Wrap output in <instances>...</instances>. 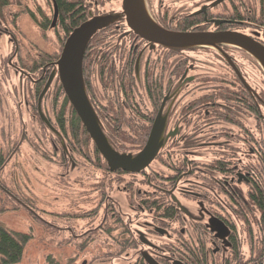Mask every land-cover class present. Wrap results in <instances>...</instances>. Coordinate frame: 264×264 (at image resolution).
Returning a JSON list of instances; mask_svg holds the SVG:
<instances>
[{"label":"rangeland","instance_id":"obj_1","mask_svg":"<svg viewBox=\"0 0 264 264\" xmlns=\"http://www.w3.org/2000/svg\"><path fill=\"white\" fill-rule=\"evenodd\" d=\"M33 1L30 0V3ZM37 1L40 2L44 13H49L47 0ZM152 1L158 8L157 19L153 17L155 12H152L146 0L147 10L152 18L162 24L160 0ZM90 4V17L122 13V0H92ZM183 9L176 5L172 14L175 16ZM121 19L111 30L106 31L101 38L93 42L92 51L86 62V79H84L89 85L88 94L112 146L120 153L135 155L143 149L146 141L142 135L143 130L145 128L150 130L152 125L143 117L148 116L152 109L146 92L150 83L142 73L141 80L137 79L130 84L127 80L128 71L121 70L120 60L130 61L133 58L134 47V36H129L133 33L125 19L123 17ZM66 34L57 26L55 41L48 37L41 38V48L55 50L56 58H60L70 35L66 36ZM0 43L4 45L3 42ZM4 49H7V46L0 50ZM141 49L142 47L137 54ZM192 49L194 52L185 53L192 56L189 58L190 64L198 66L199 77L232 78L229 74V66L218 63L217 56H196L197 48ZM144 52L145 63L157 62L154 66L156 81L152 84H160L159 76L165 69L162 64L172 67L178 58L169 55L166 63L163 59H166L167 52H161L159 49H146ZM236 56L240 68L246 72L244 76L247 77L250 85L264 97V75L258 70L257 63L240 53ZM104 58L106 63H103ZM149 70L151 71V65ZM6 75L0 70V224L8 230L31 236L19 264H50L48 257L59 264H135L141 260L144 251L160 257L166 254L172 256L164 250V245L169 243L170 239L150 231L152 227L150 223L154 222V216L159 214L149 209L138 208L139 201H134L133 194L125 189V186L132 188L134 182H141L150 175L141 173L120 176L105 171V167L99 165L97 161L93 142L89 143L88 139L81 138L79 142L75 141V149H73L67 139L68 133L61 130L58 117L62 112H65V130L69 132L72 125L70 104L65 106V92L58 72L51 98L47 95L43 103L46 116L55 115V133L47 126L41 125L39 120L35 121L34 117L32 119L31 110L23 101L28 80L21 82L18 76ZM13 85L15 90H18L17 98L12 96ZM194 86L196 90L198 82ZM186 87L184 90L181 88L173 91V94L177 91L182 92L175 97L179 109L182 99L186 101L193 97L187 92ZM23 91L25 94L22 93ZM194 94L196 96L197 92ZM17 99L20 103H17ZM262 111L261 121H257L249 112H244L245 124L250 130L248 135L243 134V128L240 130L238 127H233L236 133L232 135L233 141L236 142V146L232 147L236 158L233 163H241L239 159H243L248 164L262 161L256 149L261 140L264 145V108ZM261 122L260 128L258 124ZM174 125H177L176 122H171L170 128ZM241 135L244 137L241 138ZM177 140L174 142L171 140L161 149L160 155L147 171L148 174L152 176L162 171L166 174L173 173L172 165L178 164L177 158L180 157ZM224 140L223 137L218 138V141ZM246 140L247 146L243 142ZM219 146L221 147L216 150H226L224 144ZM235 151H239L240 154H236ZM260 173L261 179L264 180V168H260ZM139 188L143 191L148 190L143 183ZM134 189L137 190V186ZM87 214L93 215L83 216ZM250 233L247 230L242 234L245 240L244 260L253 259L258 249L256 244L264 235V231L263 234L251 231ZM141 237L149 239L153 249L143 244ZM213 261V264H225L219 257L216 260L211 259L210 264Z\"/></svg>","mask_w":264,"mask_h":264},{"label":"flooded vegetation","instance_id":"obj_2","mask_svg":"<svg viewBox=\"0 0 264 264\" xmlns=\"http://www.w3.org/2000/svg\"><path fill=\"white\" fill-rule=\"evenodd\" d=\"M47 4L49 13L45 14L37 0L32 3L30 0H0V42L4 43V45L0 43V49L7 46V49H4L6 52L0 50V70L5 75L18 76L21 82L28 80L26 94L24 91L22 93L25 94L23 101L31 110L32 119L34 117L35 121L39 120L41 125L47 126L55 133V115L46 116L43 110L44 100L47 95L51 98L57 78L55 50H44L40 45L41 38L48 37L54 42L56 37L57 3L56 0H47ZM147 4L152 12H155L153 17L157 19L158 8L154 6L155 3L147 0ZM176 5L184 9L174 16L172 10ZM159 7L162 11L163 25L159 24L166 29L182 32H238L264 45V0H160ZM129 36H134L133 58L126 62L120 60L121 70L128 71L127 80L130 84L137 79L141 80L142 73L150 83L146 92L152 109L148 116L143 117L152 125L143 146L145 147L159 115L165 123L162 148L176 139L178 147L180 146L178 150L180 157L177 158L179 163L176 165L171 163L174 169L172 174L162 171L151 176L147 172L162 150L140 173L125 171V174L119 173L121 176L141 173L150 175L141 182H134L132 188L125 186V189L133 194L134 201H139L138 208L149 209L159 214L154 216V222L150 223L152 226L150 231L170 239V242L164 245V250L172 256L166 254L160 257L151 252H144L149 253L158 264H198L199 261L210 264L211 259L216 260L218 257L224 260L225 264L227 262L236 264L234 257L244 256L243 232L249 230V233L251 231L263 234L264 231V180L261 179L260 173V168H264L263 140L258 142L259 146L256 148L262 161L248 164L239 159L241 163H233L236 159L232 152L233 145L236 146L232 136L236 134L233 127L240 130L243 128V134L248 135L250 130L245 124L244 112H249L257 121H261L264 108V97L244 76L246 72H243L238 64L240 62L237 53L252 58L263 75L264 69L252 55L237 46L230 44L198 46L195 47L198 50L196 56H217L218 63L228 65L229 74L232 75L231 79L199 77L198 66L190 64L189 58L192 56L185 53L194 52L192 48L184 50L161 45L152 47L151 43L137 35ZM140 47L142 49L137 54ZM146 49L167 52L166 59H163L166 63L169 55L178 58L172 67L162 64L165 69L159 76L160 84H152L156 81L154 66L157 62L153 64L144 62ZM103 60V63H106V58ZM105 66L106 64L103 68ZM196 82L198 88L195 90ZM185 87L193 97L186 101L182 99L179 109L175 97L182 92L177 91L173 94V91L181 88L184 90ZM12 89V96L17 98L19 94L18 90H15V85ZM45 90L46 93L41 100ZM54 99L55 95L53 103ZM171 122H176L177 125L170 128ZM261 124L262 122L258 124L260 128ZM221 137L225 138L223 142L218 141ZM243 142L248 145L247 140ZM222 144L226 150H216ZM235 153L240 154L239 151ZM142 183L148 190L143 191L139 188ZM136 186L137 190L134 189ZM219 234L225 236L220 237ZM141 241L153 249L149 239L141 237ZM263 242L264 235L256 244L258 249ZM143 253L141 260L135 264H150L143 257ZM243 261L248 263V260Z\"/></svg>","mask_w":264,"mask_h":264},{"label":"water","instance_id":"obj_3","mask_svg":"<svg viewBox=\"0 0 264 264\" xmlns=\"http://www.w3.org/2000/svg\"><path fill=\"white\" fill-rule=\"evenodd\" d=\"M121 14H107L91 17L75 28L68 36L62 54L57 61V72L64 92L81 119L96 148L105 159L112 172L123 170L129 173H140L158 156L164 146L162 138L164 120L159 115L153 124L152 131L145 147L137 154L120 153L110 143L100 119L89 98L83 74V62L86 49L92 37L101 29L126 18L128 27L139 37L152 44L174 49H188L198 46L230 44L237 46L252 55L264 69V45L255 39L238 32H182L164 28L149 14L145 0H123ZM56 6L55 22L58 19ZM46 90L41 96V100ZM42 113V112H41ZM42 117L44 118L43 114ZM218 236L224 237L225 234ZM143 257L150 264H158L152 256L144 252Z\"/></svg>","mask_w":264,"mask_h":264},{"label":"trees","instance_id":"obj_4","mask_svg":"<svg viewBox=\"0 0 264 264\" xmlns=\"http://www.w3.org/2000/svg\"><path fill=\"white\" fill-rule=\"evenodd\" d=\"M90 1H92V0H56L58 10H59L57 26H58V28L61 27L63 29V31L67 33L66 36L71 34L75 28H77L82 23H84L85 21H87L91 18L89 16V10L91 9ZM119 21H121V20H119ZM119 21L109 25L106 28L99 30L92 37V39H91V41H90V43L86 49L85 56H84L83 74H84L85 79H86V77H85L86 62H87V58H88L89 54L92 51L93 42H95L97 38H99V37L101 38V36L104 33H106V31L111 30L112 27L115 24H117ZM132 33H133V35L135 34L134 32H132ZM57 59H59V58H57ZM88 86L89 85L86 82L87 89H88ZM64 101H65L64 102L65 106L70 104L69 109H70V114H71V125H72L71 130L69 132L65 130V120H64V116H65L64 113L65 112L61 113V115L58 117V120H59V125H60L61 130L64 133L65 132L68 133L69 136L67 137V139L69 140V142H71L73 149H75V143H76L75 141L79 142V140L81 138L88 139L89 143L93 142V140L91 139V137H90L89 133L87 132L85 126L83 125L81 119L77 115L76 111L74 110L73 106L69 102L66 95H65ZM148 131L149 130H147V128H145L143 130L142 135L144 137V140H146V138H147ZM93 144H94V142H93ZM94 151L96 153L97 161H98L99 165L105 167V169H104L105 171H108V172L113 173V174L117 173L118 175H120L119 173L125 174V172L123 170H118L116 172H112L109 169L107 162L101 156L100 152L96 148L95 144H94ZM102 161H103V163H102ZM119 171H121V172H119ZM22 207H24V206H22ZM263 210H264V193H263ZM91 215H93V214H87V215H83V216L88 217ZM76 217H81V216H76ZM30 240H31V236L29 234L8 230L6 227H4L3 225L0 224V264H19L23 259V256H24V253L26 250V246L30 242ZM240 256L236 255L234 257V260L236 259V264H238V263L239 264H246L243 261V258ZM254 257L256 259L255 260L254 259L248 260L247 264H249L251 261L253 262V264H264V242H263L261 248H259L258 250L255 251ZM48 261L50 264H59V263L55 262L51 257H48ZM198 264H204V263H203V261H199Z\"/></svg>","mask_w":264,"mask_h":264}]
</instances>
